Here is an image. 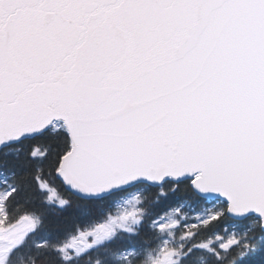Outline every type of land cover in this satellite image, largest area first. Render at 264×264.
Segmentation results:
<instances>
[{
  "label": "snow or ice",
  "instance_id": "6c2138e0",
  "mask_svg": "<svg viewBox=\"0 0 264 264\" xmlns=\"http://www.w3.org/2000/svg\"><path fill=\"white\" fill-rule=\"evenodd\" d=\"M0 264H264V0H0Z\"/></svg>",
  "mask_w": 264,
  "mask_h": 264
}]
</instances>
